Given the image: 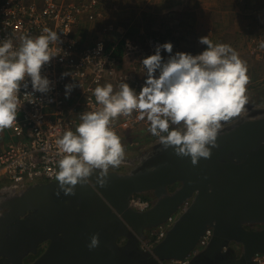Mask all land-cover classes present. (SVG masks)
Wrapping results in <instances>:
<instances>
[{
	"label": "water",
	"instance_id": "water-1",
	"mask_svg": "<svg viewBox=\"0 0 264 264\" xmlns=\"http://www.w3.org/2000/svg\"><path fill=\"white\" fill-rule=\"evenodd\" d=\"M233 119L222 122L230 124L221 129L217 138L219 146H210L211 156L202 157L196 164L191 157L178 156L174 148L165 149L160 142L143 164L131 172L109 170L104 186L96 181L97 170L90 177L86 191L53 195L59 187L54 180L31 188L13 204L21 211L37 210L47 217L45 239L58 240V234H62L68 242H73L78 233L84 234L85 230L93 228L108 236L100 239V245L111 251L105 247L109 240L114 248L118 246V239L126 240L127 246L138 243L145 228L167 221L186 199L192 198L189 207L176 217L164 239L156 245L157 258L144 253L149 264L183 259L192 252L208 226L213 227L209 244L188 264H211L227 249L236 251L232 243L236 247L241 245L238 264H255V253H264V106L253 107L247 115ZM148 192L156 196L148 210L137 211L130 207L133 194ZM255 224L263 226L249 227ZM39 239L17 248L15 254L7 247L2 248L0 254L20 262L28 252L36 251ZM82 246V252L88 253V244ZM58 247L53 243L41 260L52 256ZM108 254L105 253L107 258L90 264H133V257L127 256L122 262Z\"/></svg>",
	"mask_w": 264,
	"mask_h": 264
},
{
	"label": "clouds",
	"instance_id": "clouds-1",
	"mask_svg": "<svg viewBox=\"0 0 264 264\" xmlns=\"http://www.w3.org/2000/svg\"><path fill=\"white\" fill-rule=\"evenodd\" d=\"M43 33L24 37L15 49L11 39L0 40V129L11 127L17 120V109L22 107L18 95L21 82L27 88L30 80L33 92L40 93H48L54 86L42 74V67L55 57L50 44L61 38L48 28ZM199 42L206 47L198 54H172V42L158 44L154 54L141 62L146 79L139 91L127 82H121L118 90L111 83L93 90L101 107L82 112L75 131L64 132L57 141L61 154L56 174L58 196L61 192L75 194V186L87 184L97 170V183L107 184L109 169L118 167L125 157L121 139L111 125L118 116L134 111L139 120L147 119L149 132L165 149L174 148L178 156L191 157L193 164L211 156L212 147L219 146L222 122L240 116L248 104L249 77L246 63L231 45L214 43L207 35ZM259 46L264 48V43ZM98 47L102 50L103 44ZM162 51L170 55L165 59ZM75 86L65 84L66 97ZM10 192L9 188H0V204L4 194ZM99 244L96 233L88 248L95 249Z\"/></svg>",
	"mask_w": 264,
	"mask_h": 264
},
{
	"label": "built area",
	"instance_id": "built-area-1",
	"mask_svg": "<svg viewBox=\"0 0 264 264\" xmlns=\"http://www.w3.org/2000/svg\"><path fill=\"white\" fill-rule=\"evenodd\" d=\"M96 4L97 0H0V40L11 39L14 49L24 37L44 34L45 28L56 31L61 38L50 44L55 57L42 67V74L53 81L52 90L33 92L30 80L27 88L21 82L18 95L22 107L17 109V120L11 127L0 129V187L56 180L61 158L57 141L64 132L75 131L81 123L82 112L101 107L95 101L93 90L107 83L113 84L114 90H118L121 82L129 83L137 91L144 85L146 70L141 62L144 57L154 54L156 46L162 42L151 38L145 48L133 49L134 66L130 73H123L115 54L118 44L109 47L101 39L84 41L75 31L83 19L94 17ZM253 40L250 52L258 55L264 34ZM101 43L102 50L98 47ZM166 54L162 51L164 57L170 55ZM65 72L69 75L62 76ZM68 83L76 86L66 97L64 86ZM26 92L32 95H26ZM144 122L149 123L146 118L139 120L134 111L129 116H118L111 127L119 133ZM190 203L191 200L186 199L176 215L185 211ZM129 205L134 210L145 211L152 206V201L132 195ZM172 223L167 220L148 229L143 237H139L140 249L157 257L155 247L164 239ZM212 236L213 227L208 226L189 255L183 259L160 260V263L188 264L193 254L209 244ZM253 260L255 264H264V253H255Z\"/></svg>",
	"mask_w": 264,
	"mask_h": 264
},
{
	"label": "rangeland",
	"instance_id": "rangeland-1",
	"mask_svg": "<svg viewBox=\"0 0 264 264\" xmlns=\"http://www.w3.org/2000/svg\"><path fill=\"white\" fill-rule=\"evenodd\" d=\"M193 1L194 0H97L98 4H96L94 17L91 19H83L79 22L77 27H75V31H77L79 37L84 40L81 34L85 35V33L79 34V31L81 32V30H83L82 25L88 26L90 37L84 41L101 39L112 44L118 41L117 43L119 46L120 41L124 40L125 43L122 53L118 51L115 53L119 57L121 69H125L126 67L127 70L129 68L132 69L135 63V54H132V51H134L133 49L141 46L145 48L147 40L151 38L160 40L162 43L172 42L173 53L178 52L180 49V51L195 54L193 51L197 49L195 48L197 43L195 40L206 33L209 20L204 17L208 15L206 13H204V16H200V18L195 15L202 12H195V10H192L194 7ZM203 1L204 0H202V2ZM124 29L126 30L124 31ZM259 36H255L254 38ZM254 38L252 37V44L254 43ZM116 45L117 44L114 46ZM164 52L165 54L167 53L166 51H163V53ZM249 55L250 54L246 53L245 57L240 56V58L245 59L249 64L254 66L260 63V60L263 61V58L257 54L254 55L259 56V60ZM262 87H264V79L258 83H253L250 89L249 87L247 88L246 95L248 96L249 107L246 105L245 110L240 116L250 113L253 107L264 106V103H262L264 102V88L262 89ZM249 108L251 110H249ZM148 124L149 123L146 122L134 124L132 128H128V135L120 138L125 149V157L122 163L113 169L122 173L131 172L136 166L143 164L145 155L147 154L148 156L154 149V146L160 143L156 136L151 135L149 132L145 131L142 134L139 133L140 135L138 134L137 129L142 125L146 127ZM228 124L230 123H224L222 128ZM147 128L149 127L147 126ZM142 156L144 157L142 158ZM133 195H139L151 200L152 205L156 200V196L153 192L144 194L137 193ZM188 199L192 201V198ZM176 213L168 220L174 222L178 216ZM261 225L262 224H260V226L256 225L254 228L259 229L262 227ZM148 229L150 228L144 229V235ZM237 247L241 250V246L237 245Z\"/></svg>",
	"mask_w": 264,
	"mask_h": 264
},
{
	"label": "flooded vegetation",
	"instance_id": "flooded-vegetation-1",
	"mask_svg": "<svg viewBox=\"0 0 264 264\" xmlns=\"http://www.w3.org/2000/svg\"><path fill=\"white\" fill-rule=\"evenodd\" d=\"M148 156L146 154L143 160L148 158ZM143 157L144 156H142V158ZM109 170H115V169L110 168ZM49 182L51 181L42 180L36 183H24L17 187L15 186L0 187V188L11 189L10 193L4 194L5 200L2 204H0V250L2 251L7 247L11 250V254H15L17 248L18 249L22 247L24 248L27 244L30 243L31 240L41 238V240L39 239L40 241L38 240L39 242L36 245V251L28 252L26 255L22 257L20 262L18 260H15L14 258H7L0 254V264H90L91 262H95L97 260H103L104 257L107 258L105 253L107 254L109 253L108 257H110L111 254L112 256L114 255L117 256V259L122 262L127 256H130L133 257V264L151 263L150 261L146 260L144 255V253L146 252L140 249L139 242L131 246H127L128 245L127 244L124 247L121 245L122 239H118L117 248H114V246L110 244V240L107 244L104 243L105 247L109 248L111 251H106L102 249L101 246L103 244L102 245L99 244L100 246H98L97 248L93 250L89 249L88 253L87 251L86 253L82 252L83 250L82 245L88 244L90 242L91 236L97 233L96 231H94L93 228L89 230H85L84 234L78 233L77 237L73 242H68L69 240H66V238H64L62 234H58V236L60 235L58 240L52 239V237L45 239L46 236L43 233L46 230L44 227L47 225V217L45 215H41L42 213H40V211L37 210L26 209L25 211H21V209H19L18 206H14L13 201L18 196H22L23 194H26L31 188L34 187L39 188L38 186L41 187ZM86 185L88 184L82 185L78 183L75 186L76 188L75 194H78V192L80 191H86L87 190ZM52 194L54 195L56 193H52ZM52 202H54V200H52ZM8 204H12L14 207L13 206H11V208L4 207L5 205ZM56 204L57 202L55 201V205ZM56 207L58 208V205H56ZM70 213L67 212V214ZM256 225L260 226V224H256ZM256 225H252L249 227L254 228ZM99 237L102 240V238L108 236L105 235V233H99ZM123 242H126V240H124ZM53 243L54 245H58L59 247L60 246H64V247L56 248L52 256L42 261L41 259L43 255L47 253L48 249L50 248L51 245H53ZM231 247H233L236 251L232 249H227L225 251L226 253L224 252L223 255H220V257L218 256L217 259L211 264H238L237 262V258H239L238 252L241 253V250L240 248L238 249L236 245H234V243L231 244ZM203 249H205V247L200 248V251L198 253L193 254L190 260H192L193 257L199 254ZM150 255L153 256L152 254ZM234 256H237L236 262L231 263L230 260L235 259Z\"/></svg>",
	"mask_w": 264,
	"mask_h": 264
},
{
	"label": "crops",
	"instance_id": "crops-1",
	"mask_svg": "<svg viewBox=\"0 0 264 264\" xmlns=\"http://www.w3.org/2000/svg\"><path fill=\"white\" fill-rule=\"evenodd\" d=\"M193 3L194 7L192 10L202 12L195 14L197 17L204 16V13L209 15L204 16L209 20V26L203 36L207 35L214 43L231 45L238 52L239 56L245 57L247 53L255 59L258 58V60L259 56L263 58V61L260 60L261 62L256 66L242 59L248 68L247 75L249 79L246 88L249 87L250 89L253 83H258L264 79V48L258 53L259 56L249 52L250 47L253 45L251 42L252 37L254 38L255 36L264 34V0H204L203 2L202 0H194ZM82 27L83 30L81 32L79 31V34L85 33V35L81 34L85 40L90 37V34L88 32V26L82 25ZM195 41H197L195 46L197 49L193 51L195 54H198L204 50L206 45L201 44L199 39ZM117 42L112 44L106 41L109 47L118 44ZM125 69L127 70V67ZM125 69H122L123 73L128 74L131 72L130 68L127 71ZM249 110L251 109L249 108ZM127 130L120 131L117 135L123 138V136L128 135ZM137 131L138 134H142L145 131L148 132V128L142 125ZM125 244L126 242H121L122 246H126Z\"/></svg>",
	"mask_w": 264,
	"mask_h": 264
},
{
	"label": "trees",
	"instance_id": "trees-1",
	"mask_svg": "<svg viewBox=\"0 0 264 264\" xmlns=\"http://www.w3.org/2000/svg\"><path fill=\"white\" fill-rule=\"evenodd\" d=\"M124 43H125L124 40L120 41L119 46H118V50H116V51H118L119 53H122ZM234 257H235V259L230 260L231 263L236 262V257H237V256H234ZM230 262H229V263H230Z\"/></svg>",
	"mask_w": 264,
	"mask_h": 264
}]
</instances>
